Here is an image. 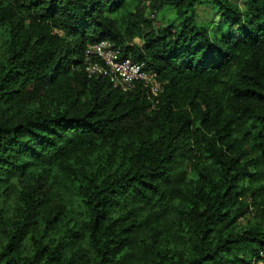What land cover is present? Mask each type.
Segmentation results:
<instances>
[{
    "label": "trees",
    "instance_id": "trees-1",
    "mask_svg": "<svg viewBox=\"0 0 264 264\" xmlns=\"http://www.w3.org/2000/svg\"><path fill=\"white\" fill-rule=\"evenodd\" d=\"M100 41L159 92L88 75ZM257 263L264 0H0V264Z\"/></svg>",
    "mask_w": 264,
    "mask_h": 264
},
{
    "label": "built area",
    "instance_id": "built-area-1",
    "mask_svg": "<svg viewBox=\"0 0 264 264\" xmlns=\"http://www.w3.org/2000/svg\"><path fill=\"white\" fill-rule=\"evenodd\" d=\"M84 58L85 71L88 75L105 76L111 87L120 92L133 88L136 81H141L143 87H146L153 96L159 92V84L154 73L144 71L142 64L129 58L120 59L118 49L107 41L87 46Z\"/></svg>",
    "mask_w": 264,
    "mask_h": 264
},
{
    "label": "rangeland",
    "instance_id": "rangeland-1",
    "mask_svg": "<svg viewBox=\"0 0 264 264\" xmlns=\"http://www.w3.org/2000/svg\"><path fill=\"white\" fill-rule=\"evenodd\" d=\"M232 3H236L238 4L240 7L242 6V0H230ZM197 20L203 24L207 23L208 21H216L217 17L215 12L211 11L209 9V7H207L206 5H201L198 7L197 9ZM172 19V15L170 12H167L165 15V21L163 22V24H165V22H168ZM135 43H139L138 40L134 41Z\"/></svg>",
    "mask_w": 264,
    "mask_h": 264
}]
</instances>
